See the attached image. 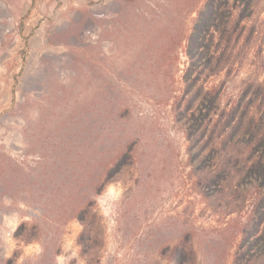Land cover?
<instances>
[{
	"label": "rangeland",
	"instance_id": "374dc122",
	"mask_svg": "<svg viewBox=\"0 0 264 264\" xmlns=\"http://www.w3.org/2000/svg\"><path fill=\"white\" fill-rule=\"evenodd\" d=\"M257 112L264 0H0V264H264V128L227 144Z\"/></svg>",
	"mask_w": 264,
	"mask_h": 264
},
{
	"label": "trees",
	"instance_id": "16d2710c",
	"mask_svg": "<svg viewBox=\"0 0 264 264\" xmlns=\"http://www.w3.org/2000/svg\"><path fill=\"white\" fill-rule=\"evenodd\" d=\"M242 1L246 2V0ZM217 65L218 61L215 60L213 63L211 62L206 67H204V70H206L208 75L215 74L221 69ZM210 91L212 93L214 92L213 89ZM209 93L210 92H208L207 94ZM212 105L213 104L210 97L200 96L198 98V101L195 102V107L194 105L193 107L188 106V139L191 140V144L195 142V134H197L201 140L204 138L205 132L208 130V126L213 120V115L215 114V112L211 111ZM245 123V128L241 129L240 132L235 135L234 142L231 143L230 140L227 141V144H230L231 146H243L244 148H247L248 152L250 153L252 151V145L259 143L261 140L264 128V115H260L258 114V112L254 113L253 115L246 117ZM195 126L197 128L196 130L193 128ZM205 150L210 153L211 157L215 158L214 162L216 166H218L220 170L224 172L229 171V168L231 167L233 161H237V156L233 152L225 150L224 144H221L220 146L209 144L205 147ZM205 150L203 149V151ZM203 151H201L200 155L195 158L196 162H201L205 159V153H202ZM211 154H213V156ZM120 159V157H117V159L114 160L108 159L105 163L104 169L100 171L101 173L95 176L98 178L97 181L99 182V184H101V188L106 182L110 181V178H108L107 176L110 172L111 166L113 164H116L117 161L119 162ZM256 162L258 165L257 168L260 169V172L255 170L252 171V169H254L255 167L254 164L244 169V171L242 172L243 174H245L243 185H253L255 196L258 198H263L264 155H261V157H259V160ZM80 201L82 202L79 203ZM73 204L74 205L71 206V208H73L72 210L75 214V217H83L84 214H86L85 210L88 209L90 201H88L86 195H84L83 197H80L78 200L73 202ZM21 227L22 229H24L25 226L22 225ZM23 240L25 242H30L31 239L30 237H26Z\"/></svg>",
	"mask_w": 264,
	"mask_h": 264
}]
</instances>
